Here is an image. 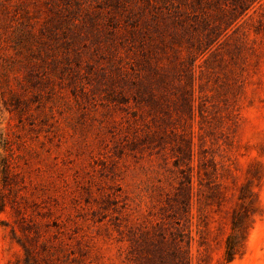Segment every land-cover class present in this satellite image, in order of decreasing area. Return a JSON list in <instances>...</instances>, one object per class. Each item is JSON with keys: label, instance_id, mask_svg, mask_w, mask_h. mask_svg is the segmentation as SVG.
Returning <instances> with one entry per match:
<instances>
[{"label": "rangeland", "instance_id": "374dc122", "mask_svg": "<svg viewBox=\"0 0 264 264\" xmlns=\"http://www.w3.org/2000/svg\"><path fill=\"white\" fill-rule=\"evenodd\" d=\"M0 264H264V0H0Z\"/></svg>", "mask_w": 264, "mask_h": 264}, {"label": "trees", "instance_id": "16d2710c", "mask_svg": "<svg viewBox=\"0 0 264 264\" xmlns=\"http://www.w3.org/2000/svg\"><path fill=\"white\" fill-rule=\"evenodd\" d=\"M240 243L241 240L238 234H234L229 237L225 253V258L228 262L232 261L237 255Z\"/></svg>", "mask_w": 264, "mask_h": 264}]
</instances>
